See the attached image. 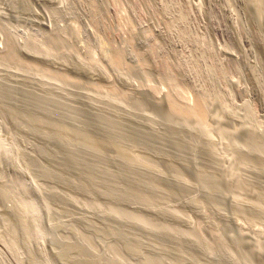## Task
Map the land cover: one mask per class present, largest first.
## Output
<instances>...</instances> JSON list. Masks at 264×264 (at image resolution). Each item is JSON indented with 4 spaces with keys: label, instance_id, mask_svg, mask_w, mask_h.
Segmentation results:
<instances>
[{
    "label": "rangeland",
    "instance_id": "obj_1",
    "mask_svg": "<svg viewBox=\"0 0 264 264\" xmlns=\"http://www.w3.org/2000/svg\"><path fill=\"white\" fill-rule=\"evenodd\" d=\"M30 76L58 103L49 156L30 107L2 108ZM199 105L202 121L187 115ZM60 125L79 128L86 171L116 190L66 167ZM48 162L49 180L35 171ZM0 186V264H86L68 251L84 243L114 264H264V0H0ZM24 207L27 231L15 222Z\"/></svg>",
    "mask_w": 264,
    "mask_h": 264
},
{
    "label": "bare ground",
    "instance_id": "obj_2",
    "mask_svg": "<svg viewBox=\"0 0 264 264\" xmlns=\"http://www.w3.org/2000/svg\"><path fill=\"white\" fill-rule=\"evenodd\" d=\"M35 55L40 58V60L42 62H47L48 61V52L47 51H43V53L40 52H35ZM161 63H159L160 65ZM164 66V65H162ZM161 67V66H160ZM166 67V65H165ZM169 68V67H168ZM168 68H165V70H167ZM42 73H45V70H42ZM12 76H14L13 74H11ZM13 79V78H10ZM45 81V80H44ZM44 81H39V80H35L34 77L30 76L28 78H23L22 77V82H25V86L20 88V93L21 95H17L18 100L15 102H7L6 100L2 101V108L7 112V113H13L12 111V106L14 105H18L20 100L21 102L27 106L30 107L31 110V114L29 116L30 121L32 123L33 126V130H37L38 133L40 134V136L44 139V142L41 143L39 142L37 144V150L39 152H44L45 155L49 156L50 154V142L48 140H46V135L47 133H52V125H50L51 120L53 115L56 113L57 109H58V103L56 101V99H54L49 85L45 84ZM37 85L36 89L32 88V85ZM10 91H13L11 89V81H4L2 84V89L1 92L3 94L5 93H9ZM5 99V98H3ZM66 99L67 101L69 100L68 94L66 93ZM11 104H13L11 106ZM98 109V106L96 107V110ZM73 111V106L66 102V119L69 118L72 114ZM75 113V119L80 120V113H82V111L79 109H76L74 111ZM187 115L191 118L196 119V121H202L204 119V115L205 112L203 110V108L201 107V105H199L196 109H194L193 111H191V109L187 110ZM98 116L101 118L103 115L102 113H98ZM28 120V116L26 121ZM26 121H22V124ZM85 123V121H83ZM87 123V121H86ZM118 123L114 122V125L116 126ZM50 125V127H49ZM63 125H60L59 128L57 130L59 131V135L58 138L61 139V141H63L66 137V142L63 141L62 144V152L65 154V165L66 167L69 168H73L74 165L79 164L81 165L85 170L82 171V177H86V182L90 183V184H101L103 187L105 188H110L111 190H116V186L112 185L111 186V182L110 181H106L105 179H103V177L100 174V170L99 167L96 168V170L94 171H86L88 168H90V166L92 165V158L88 155V153L86 152V149L80 150V148H78L76 146L77 141L79 140H83L81 138V132L79 131L78 127H72V128H67L66 129L64 127H62ZM128 127H130L129 125H127ZM63 130H66V135L64 133ZM206 142L208 143V145L210 146L211 149H217L219 146V143L222 144V141H218V139H216V137H214V131H209L206 134ZM91 143H92V148L96 149V151H100V143L94 138H90L88 139ZM187 141V140H186ZM108 142L110 144H112L114 146L113 149H115L117 151V153L120 156V159L122 160L123 164L125 166H129L133 168V164H134V159L131 160L133 158V154L130 153L126 148L122 147L120 144L117 145V141H113L111 140V134L109 135V139ZM188 142V141H187ZM21 152L23 154V156L25 157V159L29 160L31 162L32 159V155L29 152V150L27 149H21ZM136 168V167H135ZM137 170L139 172H141L143 174V171L139 168H137ZM35 171L37 172V176H41L44 175L45 177H47V180H49L50 177V166H49V162L45 163V164H37V168H35ZM115 176L116 177H130V175H124L121 172H115ZM77 175V171L72 169L70 171V176L72 178L76 177ZM147 178V180L145 182H141L138 181V183L141 186L147 187V190L144 193L145 197H146V202L149 205H153V204H157V201H154V197H153V192L151 191V189H149L148 187H151L152 189H156V185L153 182V180L149 177H145ZM61 180L63 182H65L66 180V170L63 168V172L61 175ZM1 188V186H0ZM132 191H134V189H132ZM125 194L129 195V192L125 191ZM104 195L106 196H111V193L109 192H104ZM0 196H3V190L2 188L0 189ZM51 199V198H50ZM156 202V203H155ZM50 204V202H49ZM31 205L30 201H26L25 203V207H28ZM154 206V205H153ZM23 208V213L21 214V212H19L18 214L16 213V221L17 223H19V227H23L26 231L28 229V226L25 227L24 223H25V215L28 212L26 208ZM13 209V208H12ZM152 211V209H151ZM150 211V212H151ZM12 212V210H10V213ZM115 214V211L112 213ZM164 215V214H163ZM163 218V216H162ZM20 220L22 221L20 223ZM81 223L85 224L88 222V218L87 217H83L81 218ZM18 227V226H17ZM21 229V228H20ZM75 228H71L70 232L74 231ZM24 231V230H23ZM110 232H114V230L112 228H110ZM188 242L189 244H197V242L194 241H190L188 238ZM189 244L187 243L186 246H189ZM257 249H255L256 251ZM70 253L72 254H82L84 256H86L85 261L87 262L86 264H114L112 261H110V258L105 257V258H100L101 255L97 252V249L91 246L86 245V243H84V245L82 246H76L73 247L71 246L68 250ZM63 255V249H61L60 251V255ZM61 255V256H62ZM63 258V257H61ZM33 262H31L32 264ZM34 264H36L34 262Z\"/></svg>",
    "mask_w": 264,
    "mask_h": 264
}]
</instances>
